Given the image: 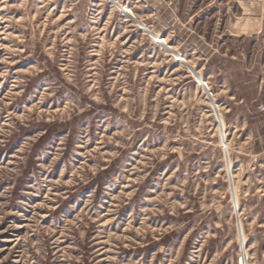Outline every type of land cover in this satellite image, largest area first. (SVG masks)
<instances>
[{"label": "rangeland", "instance_id": "rangeland-1", "mask_svg": "<svg viewBox=\"0 0 264 264\" xmlns=\"http://www.w3.org/2000/svg\"><path fill=\"white\" fill-rule=\"evenodd\" d=\"M240 1L0 0V264H264Z\"/></svg>", "mask_w": 264, "mask_h": 264}, {"label": "crops", "instance_id": "crops-1", "mask_svg": "<svg viewBox=\"0 0 264 264\" xmlns=\"http://www.w3.org/2000/svg\"><path fill=\"white\" fill-rule=\"evenodd\" d=\"M239 8L243 14L236 17L235 11L233 14V21L237 30H241L242 28H244L245 32H240L238 34L244 36H254L261 33L259 36V38L261 39L264 23V1L241 0L239 3Z\"/></svg>", "mask_w": 264, "mask_h": 264}, {"label": "built area", "instance_id": "built-area-1", "mask_svg": "<svg viewBox=\"0 0 264 264\" xmlns=\"http://www.w3.org/2000/svg\"><path fill=\"white\" fill-rule=\"evenodd\" d=\"M264 1V0H263ZM261 39H262V42H263V45H264V23H263V30H262V36H261Z\"/></svg>", "mask_w": 264, "mask_h": 264}]
</instances>
